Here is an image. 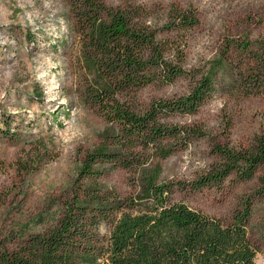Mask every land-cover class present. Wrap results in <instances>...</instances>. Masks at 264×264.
<instances>
[{
  "label": "rangeland",
  "instance_id": "obj_1",
  "mask_svg": "<svg viewBox=\"0 0 264 264\" xmlns=\"http://www.w3.org/2000/svg\"><path fill=\"white\" fill-rule=\"evenodd\" d=\"M110 6L143 5L162 38L181 41L185 75L170 84L139 90L138 105L188 94L211 73L214 91L193 114L165 116L169 125L198 127L204 137L172 143L166 158L152 157L148 172L160 182H192L220 161L217 143L246 147L264 133V92L244 94L242 77L251 55H264V0H105ZM195 10L189 30L166 29L174 10ZM76 8L69 0H0V245L13 249L53 225L81 176L85 153L116 131L87 100L79 68ZM250 44L249 49L245 47ZM101 184L122 196L137 175L105 164ZM259 171L252 180L230 175L220 186L178 189L175 198L202 212L230 220L244 201L252 202L249 232L264 264V191ZM104 232L105 227H100Z\"/></svg>",
  "mask_w": 264,
  "mask_h": 264
},
{
  "label": "trees",
  "instance_id": "obj_2",
  "mask_svg": "<svg viewBox=\"0 0 264 264\" xmlns=\"http://www.w3.org/2000/svg\"><path fill=\"white\" fill-rule=\"evenodd\" d=\"M69 2L76 8L78 65L84 71L86 97L116 127L108 138L113 148L102 145L85 153L81 176L57 221L13 249L0 245V264H257L259 249L249 232L250 200L226 221L174 194L188 187L220 186L230 175L252 180L259 171L264 191V133L243 148L215 144L220 161L197 180L158 181L156 173L148 172L149 159L168 157L172 143L184 145L190 138L206 136L198 127L169 125L165 116L195 113L214 91L212 75L203 74L184 96L140 107V89L170 84L185 75L181 41L162 38L143 5ZM174 18L166 29L187 31L197 23L192 9L174 10ZM251 61V70L242 77L246 95L248 87L264 92V55L255 52ZM105 164L137 175L131 194L122 196L103 187L100 166Z\"/></svg>",
  "mask_w": 264,
  "mask_h": 264
}]
</instances>
